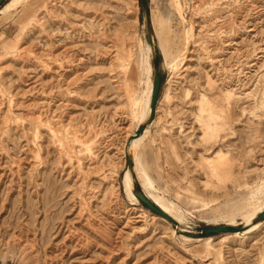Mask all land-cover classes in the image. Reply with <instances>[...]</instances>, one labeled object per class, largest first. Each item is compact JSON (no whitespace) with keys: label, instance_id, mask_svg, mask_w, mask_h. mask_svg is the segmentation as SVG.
I'll return each mask as SVG.
<instances>
[{"label":"rangeland","instance_id":"rangeland-1","mask_svg":"<svg viewBox=\"0 0 264 264\" xmlns=\"http://www.w3.org/2000/svg\"><path fill=\"white\" fill-rule=\"evenodd\" d=\"M157 35L167 58L147 51ZM142 126L145 171L184 215L175 233L124 185L130 172L144 188L125 147ZM260 193L264 0H25L0 13V264H264L261 214L246 225ZM219 226L240 235L195 236Z\"/></svg>","mask_w":264,"mask_h":264},{"label":"bare ground","instance_id":"bare-ground-1","mask_svg":"<svg viewBox=\"0 0 264 264\" xmlns=\"http://www.w3.org/2000/svg\"><path fill=\"white\" fill-rule=\"evenodd\" d=\"M24 1L25 0H10L6 5H4L1 8L0 13H3V14L5 13L6 14L8 11L12 10L13 8H15L16 6H18L20 3L24 2ZM151 21H152V19H151ZM157 39H158V44H157L158 47L163 50V52L165 54V57L167 58V56L169 55L168 51L166 49L167 47H165V45L162 43V38H161L160 35H157ZM147 47H148L147 51H149L148 53H150V55H151L152 51H153V49H152L153 47H151L150 45H148ZM148 56L146 57V60H147L146 73H147L148 76H150L152 74V65H151L150 61H148ZM146 85H147L146 99H145V102H144V104L142 105V108H141V119H142V122L145 121L148 118V116L150 115V113H151V96H152L153 86H154L151 80H148L146 82ZM141 119H140V121H141ZM148 132H149V127H147L145 129V131L141 135V137L130 139L126 143V146H125L126 150L133 157V162L136 165L135 167L139 171L138 179H140V182H142V185H144V188L142 187L143 193L156 206H158L163 212H165L172 219L177 221L179 223V225L181 226L182 222H184V215L182 214L181 208L177 204L173 203L172 201H169L168 199H166L164 196H162L159 193V191L154 186V182L152 181V179L149 177V175L145 171V168H144V165H143V154H142V151H141V148H142L141 144H142V141H143V139L145 138V136H146V134ZM89 152L91 153L90 150H89ZM124 185H125L126 190L128 192L129 198L132 201H139L137 199V197L135 196V193H134V178H133V175L130 172H128L125 175ZM259 195L260 196L256 199V202L254 204L253 210L246 217V225L249 226V228H250L248 230V232H251L254 229L258 228V225H255L254 221L259 217L260 214L264 213V193H260ZM162 220L164 222H167L163 218H162ZM168 224L172 228V226H171L172 224H170V223H168ZM180 226H178L177 228H179ZM179 229L182 230L181 227ZM172 231H173V233H175V228L174 229L172 228ZM246 232H247V230H246ZM234 234H235L234 236H239L240 235V233H234ZM185 240H187V238Z\"/></svg>","mask_w":264,"mask_h":264},{"label":"water","instance_id":"water-1","mask_svg":"<svg viewBox=\"0 0 264 264\" xmlns=\"http://www.w3.org/2000/svg\"><path fill=\"white\" fill-rule=\"evenodd\" d=\"M8 0H0V8L7 2ZM150 45L154 48L156 53H159V48L155 42L152 41V39L148 38ZM162 86V78L159 73L156 74L155 82L153 86V92L151 96V114L152 116L156 112V108L159 102V96ZM145 127L142 126L139 128V130L136 132L134 138H139L144 133ZM129 166L133 167V157L131 155L128 156ZM135 196L137 199L145 205L149 210L154 212L155 214L163 217L168 222H171L173 224L174 228H177L179 223L172 219L170 216H168L165 212H163L158 206H156L141 190H134ZM259 220H264V213L261 214L259 217ZM199 233L195 236H208V235H221V234H234L241 231L240 228H235L231 226H219V227H200L198 228Z\"/></svg>","mask_w":264,"mask_h":264}]
</instances>
